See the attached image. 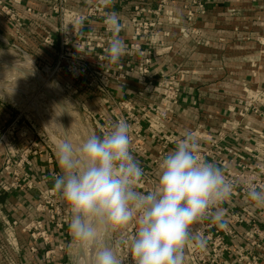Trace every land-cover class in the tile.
<instances>
[{"label": "rangeland", "instance_id": "374dc122", "mask_svg": "<svg viewBox=\"0 0 264 264\" xmlns=\"http://www.w3.org/2000/svg\"><path fill=\"white\" fill-rule=\"evenodd\" d=\"M59 1L47 0V9L42 12H51L53 7L58 12L70 10L80 14L89 10L115 12L122 20L127 19L128 12H139L136 24H150L151 31L141 34L137 42L142 46L150 40L153 42L142 50L155 55L151 72L158 76L181 71L166 73L157 66L172 49L169 39L179 35L187 43L197 42L199 38L201 44L205 43L196 25L206 12L237 14L233 17L238 18L235 23L253 27L244 43L255 48L256 43L264 42L254 29L261 20L242 14L264 12V0H67L62 4ZM17 7L12 6L16 14L13 19L0 12V191L8 194L0 207V264H34L37 258L55 261L59 258L55 257L56 253L61 256L57 262L72 264L76 248L68 231L67 208L52 190L53 178L60 174L55 143L62 139V127L71 129L74 143L89 132L97 134V114L105 109L98 74L113 75L120 64L112 62L107 51L102 55L96 47L81 46V43L87 45L86 37L90 33L94 38L89 44L96 45L97 35L102 32L97 23L104 22L103 17L108 14L79 22V33L72 35L69 45L65 46L61 44L64 38L60 37V26L63 21L68 22L67 19L58 15L43 19L37 13L35 22L55 28L51 32L53 45L50 46L45 43L46 35L37 36L26 26ZM139 60V56L134 55L130 65H123L122 72L132 69L130 78L110 83L109 91L117 99L136 100L138 82L132 76L138 72ZM250 68L257 71L255 58ZM187 72L185 70V79L189 76ZM57 106L60 107L56 109ZM132 154L145 173L140 190L148 191L156 184L162 161L157 147L146 143ZM230 206L234 210L242 209L240 201L234 200ZM233 226L235 239L228 242V245L233 244L229 246L232 263L254 264L252 258H256L257 264H264V247H250L243 237L246 227ZM129 228L130 225L124 231L131 236L134 230L128 232ZM118 240L117 235L106 242L116 247L123 264L135 262L127 246H120Z\"/></svg>", "mask_w": 264, "mask_h": 264}, {"label": "clouds", "instance_id": "9594fccd", "mask_svg": "<svg viewBox=\"0 0 264 264\" xmlns=\"http://www.w3.org/2000/svg\"><path fill=\"white\" fill-rule=\"evenodd\" d=\"M106 24L113 33L107 55L118 63L127 50L118 14L109 13ZM131 132L132 125L119 119L102 135L89 132L74 143L71 129L62 127V139L55 143L60 174L52 190L67 208L76 248L72 264H123L116 247L106 242L117 235L135 264H185L187 245L201 251L208 245V237L194 225L229 226L222 205L235 184L220 166L199 155L192 131H185L162 159L148 191L139 187L145 173L132 154ZM246 197L264 207V188L249 184ZM129 225L135 226L131 236L124 231Z\"/></svg>", "mask_w": 264, "mask_h": 264}, {"label": "built area", "instance_id": "2783aa9c", "mask_svg": "<svg viewBox=\"0 0 264 264\" xmlns=\"http://www.w3.org/2000/svg\"><path fill=\"white\" fill-rule=\"evenodd\" d=\"M22 1L0 0V12L13 19L16 14L12 6H19ZM66 1L59 2L62 4ZM31 11L30 8L25 10L27 13ZM92 11L89 10L83 14L70 12V10L58 12V9L53 7L51 12L38 13L37 16L43 19L50 15L64 16L68 22L63 21L60 26V37L64 38V43L61 40V44L67 46L70 43V37L79 33V22L86 18H96L98 15L105 16L112 13ZM137 15L139 12H128L127 19L122 20L119 17L122 25L119 34L128 31L127 37L122 38L127 45V50L118 62L120 66L116 73L98 74L101 84L100 96L103 98L105 109L97 114L95 128L97 134L102 135L111 129L114 122L125 119L132 125V153L147 143L157 147L158 157L162 160L174 149L176 141L182 138V135L170 131L167 125L176 114L186 73L181 70L174 74L158 76L151 72L152 57L154 58L155 55L151 51L142 49L152 46L153 42L150 40L145 43V46L137 42L141 34L150 33L151 25L136 24ZM106 18L103 17L104 22L97 23L102 27V32L97 35L96 45L90 46L89 40L94 38V34L90 33L86 37L87 45L81 43V46L90 47V49L96 47L100 49L102 55L106 53L113 36L106 24ZM45 43L53 45L51 34L46 35ZM134 55L140 58L136 64L139 67L138 72L132 76L138 82L136 100L117 99L109 91L110 83L130 78L132 69L125 72L122 70L123 65L131 64ZM228 111L233 114L228 125L212 133H206L202 131L201 126H196L192 132L198 140L199 155L207 162L220 166L235 184L230 199L222 205L226 209L229 226L227 229H220L209 221L194 225V229H200L208 237V245L204 251L194 248L191 244L187 245L185 264H233L232 252L229 248L233 244L228 245V242L231 243L235 239L236 230L233 224H243L246 227L243 237L250 247L255 249L264 247V207L255 206L246 197V188L249 184L254 183L258 188H264V130L254 128L248 121L249 118H253L257 122H264V88H245L243 94L237 98L236 105L228 107ZM3 190L7 191L6 187H3ZM234 200L240 201L241 210H234L230 206ZM133 230L135 231V226L130 225L128 232ZM252 260L254 264H257L256 258ZM131 263L135 264V262Z\"/></svg>", "mask_w": 264, "mask_h": 264}, {"label": "crops", "instance_id": "0c3cea01", "mask_svg": "<svg viewBox=\"0 0 264 264\" xmlns=\"http://www.w3.org/2000/svg\"><path fill=\"white\" fill-rule=\"evenodd\" d=\"M30 8L33 12H25ZM47 9V0H24L17 7L18 14L26 26L37 36L51 34L53 25H43L35 22L36 14ZM230 12H206L196 25L200 38L197 42L187 43L179 38L169 39L172 49L164 58L157 62L166 73L187 70L189 76L182 84V94L176 114L168 122V129L183 135L185 131L193 130L196 126L206 133L219 130L228 125L233 117L228 107L235 106L237 98L245 88H264V42L250 46L244 43V38L253 27L238 24L237 14ZM248 16H256L261 23L256 26L259 36L264 38V12H245ZM250 16V17H251ZM201 33V34H200ZM128 31L119 34L125 39ZM255 56V57H254ZM256 61L257 71L250 68V63ZM256 129L264 130V122L253 118L248 120ZM55 257L61 258L56 253ZM57 259V260H58ZM57 260L35 261L34 264H58ZM51 261V262H50ZM60 264V263H59Z\"/></svg>", "mask_w": 264, "mask_h": 264}, {"label": "trees", "instance_id": "16d2710c", "mask_svg": "<svg viewBox=\"0 0 264 264\" xmlns=\"http://www.w3.org/2000/svg\"><path fill=\"white\" fill-rule=\"evenodd\" d=\"M8 198V194L0 191V207H2Z\"/></svg>", "mask_w": 264, "mask_h": 264}, {"label": "bare ground", "instance_id": "6f19581e", "mask_svg": "<svg viewBox=\"0 0 264 264\" xmlns=\"http://www.w3.org/2000/svg\"><path fill=\"white\" fill-rule=\"evenodd\" d=\"M25 67H26V65H25ZM28 67V66H27ZM25 69V68H24ZM32 69V68H31ZM29 71V70H28ZM28 71H27V73H28ZM37 73V72H36ZM31 76V75H30ZM36 76H38L37 74H36ZM35 77V76H34ZM37 78V77H36ZM35 78V81L38 79H36ZM31 79H33V78H31ZM37 82V81H36ZM42 81H40V83H41ZM38 83H39V79H38ZM42 85V84H41ZM44 86H46V85H44ZM49 86H50V84H49ZM49 86H48V88H49ZM45 88V87H44ZM46 89V88H45ZM41 90H43V89H41ZM49 90H50V88H49ZM47 92H48V89L46 90ZM49 94V93H48ZM51 96V95H50ZM48 96H46V98H47ZM55 98H56V96H55ZM48 99V98H47ZM51 98H49V100H50ZM53 100V99H52ZM54 101H56V100H54ZM50 102V101H49ZM51 103V102H50ZM52 105L51 106H53V103H51ZM54 105H57V103H55ZM50 106V107H51ZM55 107V106H54ZM58 107H60V106H57V108L56 109H58ZM56 111V110H55ZM86 133H87V131H86ZM87 135V134H86Z\"/></svg>", "mask_w": 264, "mask_h": 264}]
</instances>
